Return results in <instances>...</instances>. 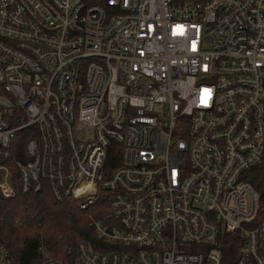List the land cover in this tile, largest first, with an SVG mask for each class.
Returning <instances> with one entry per match:
<instances>
[{"label":"built area","instance_id":"obj_1","mask_svg":"<svg viewBox=\"0 0 264 264\" xmlns=\"http://www.w3.org/2000/svg\"><path fill=\"white\" fill-rule=\"evenodd\" d=\"M263 156L264 0H0V195H110L72 264H264Z\"/></svg>","mask_w":264,"mask_h":264},{"label":"trees","instance_id":"obj_2","mask_svg":"<svg viewBox=\"0 0 264 264\" xmlns=\"http://www.w3.org/2000/svg\"><path fill=\"white\" fill-rule=\"evenodd\" d=\"M120 161L121 152L117 162ZM114 165L111 161L110 167ZM244 178L259 196L260 210L256 220L263 221L264 156L260 163L244 173ZM48 185L45 182L38 193H18L12 198L0 195V242L7 247L17 264H39L47 258L72 264L81 242H87L97 250L103 247L93 221L105 220L111 215L109 192L102 191L94 205L82 209L76 200L56 199ZM244 241L239 232L222 234L220 248L223 264L240 263L244 257Z\"/></svg>","mask_w":264,"mask_h":264}]
</instances>
